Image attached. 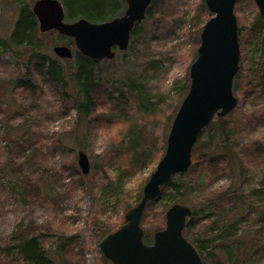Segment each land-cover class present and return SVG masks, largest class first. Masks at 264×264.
Masks as SVG:
<instances>
[{"label":"rangeland","instance_id":"obj_1","mask_svg":"<svg viewBox=\"0 0 264 264\" xmlns=\"http://www.w3.org/2000/svg\"><path fill=\"white\" fill-rule=\"evenodd\" d=\"M33 2L0 0V264H28L19 246L31 238L47 254L45 264H111L99 242L125 221L164 155L212 15L203 0H156L128 49L94 65L95 101L84 115L69 82L75 60L52 52L64 45L75 53L72 39L49 32L38 39L39 51L9 42L19 7ZM234 12L237 106L202 131L189 170L146 206L141 223L151 244L166 210L188 206L186 235L204 264H264V18L253 0H238ZM53 60L59 83L46 74ZM11 81L30 82L35 92ZM16 139L27 146L21 154ZM79 151L89 159L86 175Z\"/></svg>","mask_w":264,"mask_h":264},{"label":"water","instance_id":"obj_2","mask_svg":"<svg viewBox=\"0 0 264 264\" xmlns=\"http://www.w3.org/2000/svg\"><path fill=\"white\" fill-rule=\"evenodd\" d=\"M125 9L100 23L86 19L65 20L60 0H36L31 6L38 30L56 32L72 39L76 51L91 60L115 58L128 49L134 27L141 23L153 0H123ZM238 0H203L212 15L199 35L197 55L189 68V87L172 121L166 149L148 181L142 187L139 202L124 214V222L99 242V248L111 264H204L198 249L183 234L191 209L181 203L165 212V227L153 234L151 244L144 242L141 223L146 206L176 175L186 173L192 151L202 133L215 117H225L237 106L233 81L239 71L238 25L235 5ZM264 18V0H253ZM52 52L61 60H71L73 50L57 45ZM78 167L82 174L90 171L87 155L79 151ZM264 225V214L262 215Z\"/></svg>","mask_w":264,"mask_h":264},{"label":"trees","instance_id":"obj_3","mask_svg":"<svg viewBox=\"0 0 264 264\" xmlns=\"http://www.w3.org/2000/svg\"><path fill=\"white\" fill-rule=\"evenodd\" d=\"M155 1L156 0H153L150 7L148 8L145 20H147L150 17L151 10L155 5ZM60 2L62 3L65 11V20L69 22L83 18L92 23H100L121 15L124 9L123 0H60ZM137 27L138 24L134 27L131 33V39L135 35ZM46 34L47 33L42 34L39 32L37 21L31 12V9H29L27 5L20 6L17 18L13 25L12 32L10 34V38H9L10 44L16 49L23 48L26 51H39L41 49V45L38 42V39L46 36ZM49 34L55 35L54 32H50ZM59 39L64 40L61 39V37ZM68 41L70 45L73 44L71 40ZM69 47L71 48V46ZM73 59L75 60V70L70 76L69 82L72 84V86L74 85L76 88L75 95L79 110L84 115H89L90 112L92 111L95 101L94 92L96 85L93 78V69L95 67L94 65L98 61L88 59L80 55L76 50ZM57 67L58 66H56V63L53 60L52 62H50L49 69L48 71H46V74L54 82L59 83L63 75L60 69H58ZM8 84H11L12 87L15 86V87L26 88L28 91L32 93L35 92V87L30 82L22 83V81H11L8 82ZM31 87L33 89H30ZM216 118L219 119V117ZM13 142H14V149L18 154H21L26 150L27 146L23 141L16 139ZM19 170H20V166L17 165L14 171H19ZM24 179L26 180V184L30 185L29 181L27 180V177H25ZM171 182L172 180L164 188L170 186ZM237 199L238 202L241 200L240 197H237ZM189 225L190 223H188L187 221V225L183 231V234L195 246V243L189 238V236L186 235ZM260 229L261 230L264 229L262 224ZM149 241H150L149 235L147 234L146 236H144V242L148 243ZM195 247L199 251V248L197 246ZM19 249L21 250L19 254L25 259L26 262H28V264H45L44 260H49L47 259L48 257H46L47 254L40 249L39 245L37 244V240L35 238L28 239L27 241L22 243V245L19 246Z\"/></svg>","mask_w":264,"mask_h":264}]
</instances>
